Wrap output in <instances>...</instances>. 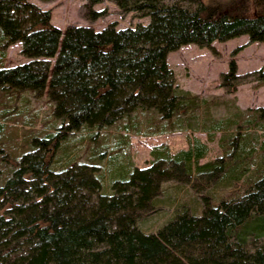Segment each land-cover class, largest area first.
Returning a JSON list of instances; mask_svg holds the SVG:
<instances>
[{"label": "trees", "instance_id": "16d2710c", "mask_svg": "<svg viewBox=\"0 0 264 264\" xmlns=\"http://www.w3.org/2000/svg\"><path fill=\"white\" fill-rule=\"evenodd\" d=\"M96 1L85 5L87 19L104 12L89 7ZM111 1L148 21L124 27L109 22L100 29L68 24L61 30L47 8L0 0V54L19 41L27 58L0 67V84L45 88L59 120L52 131L32 135L17 159L7 160L12 166L0 179V264H264V133L255 173L242 193L215 203L211 194H200L199 212L182 203L153 231L138 224L153 210L162 181L225 183L245 173L243 161L251 156L241 132L221 136L229 149L202 163L207 145L191 134L186 148L174 152L153 146L146 166L123 168L113 160L106 169L109 191L102 189L103 172L95 164L73 159L59 165L56 157L66 134L80 128H103L147 109L168 119L178 106L187 107L193 94L175 83L167 52L240 34L264 42V0ZM240 47L229 51L220 75L218 85L228 91L239 78L233 55ZM252 112L244 122L264 132V106ZM211 127L221 130L220 119Z\"/></svg>", "mask_w": 264, "mask_h": 264}, {"label": "rangeland", "instance_id": "374dc122", "mask_svg": "<svg viewBox=\"0 0 264 264\" xmlns=\"http://www.w3.org/2000/svg\"><path fill=\"white\" fill-rule=\"evenodd\" d=\"M29 1L47 8L50 22L61 30L68 24L100 29L109 22L115 27H124L148 21L147 16H139L132 11L121 12L111 0L90 3L92 9H104L92 20L84 14L89 0ZM248 14H253L252 6ZM238 45L241 47L233 58L239 78L235 88L228 91L227 86L218 84L221 72L227 69L229 51ZM19 48V41L8 44L0 54V67L26 61ZM52 61L53 57L50 58ZM166 62L173 71L175 83L193 94L187 107L178 106L168 119L161 118L153 109H147L133 113L135 116L117 119L103 128H80L67 133L56 152L59 165L73 159L95 164L98 172H103L102 189L109 191L111 176L106 169L113 160L123 168L146 166L152 160L153 146H166L169 152H174L186 148L187 135L191 134L207 145L206 153L199 159L202 163L229 149L228 140L220 139L221 136L241 132V138L247 140L244 145L249 150L247 155L251 156L243 161L247 166L245 173L239 179L233 178L225 183L217 180L205 183L203 178H199L200 181L192 178L189 182L162 181L152 201L153 210L138 224L146 231L155 230L182 203L199 212L202 207L200 194H211V203H215L220 198L242 193L249 182L247 178L255 173V161L260 152L258 142L264 133L262 129L244 122L246 116L253 114L254 108L264 106V82L257 78L258 70L264 72V42L247 41V35L240 34L221 41L214 39L207 46L183 43L167 52ZM52 106L45 88L37 92L0 84V179L12 166L7 160L17 159L27 149L32 135L52 131L59 124ZM219 119L222 129H213L212 124ZM125 122L129 125L125 126ZM160 129L165 131L158 132Z\"/></svg>", "mask_w": 264, "mask_h": 264}, {"label": "crops", "instance_id": "0c3cea01", "mask_svg": "<svg viewBox=\"0 0 264 264\" xmlns=\"http://www.w3.org/2000/svg\"><path fill=\"white\" fill-rule=\"evenodd\" d=\"M20 49V48H19ZM23 62V61H22Z\"/></svg>", "mask_w": 264, "mask_h": 264}]
</instances>
